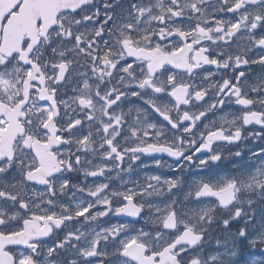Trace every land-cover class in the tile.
I'll return each mask as SVG.
<instances>
[{"label": "snow or ice", "instance_id": "1", "mask_svg": "<svg viewBox=\"0 0 264 264\" xmlns=\"http://www.w3.org/2000/svg\"><path fill=\"white\" fill-rule=\"evenodd\" d=\"M251 65L264 68V0H0V264H233L237 241L264 264ZM142 157L171 174L113 187Z\"/></svg>", "mask_w": 264, "mask_h": 264}, {"label": "flooded vegetation", "instance_id": "2", "mask_svg": "<svg viewBox=\"0 0 264 264\" xmlns=\"http://www.w3.org/2000/svg\"><path fill=\"white\" fill-rule=\"evenodd\" d=\"M127 2L128 0H123V3L124 5L126 6L127 5ZM145 2H147V0H145ZM103 4V0H100V5L102 6ZM102 19V17H101ZM206 69L208 70H213L215 71V68L214 66H205ZM249 69L250 71L248 72V76H249V80H252L255 76L261 74V73H264V68H262L261 66H258V65H251L249 66ZM231 71V70H229ZM217 79H219V76L217 77ZM71 91H69V95H71ZM133 102H135L136 104H141L142 102L136 100V98H132ZM127 107H128V104L125 103L124 105V109L127 110ZM239 106H236V105H230L228 106V108L225 109V111H228L229 109H236L238 108ZM224 112H220V113H216V114H209L208 116V119H213L215 118V116L217 115H223ZM231 118V116L229 115V119ZM249 130H252V126H249ZM256 130L257 131H260V127L259 126H256ZM222 146H224V150H225V154H227V152L229 151H236V147L235 146H232V145H224L223 142H220ZM253 143H258V142H255L252 140L251 137H249V139L245 142H243V144H241V142H237V144L241 147L244 146V144H248V145H251ZM245 151H247L245 149ZM199 155V154H198ZM243 155V153H242ZM155 158L157 159H161L162 162H171L173 163V159L168 157L166 154H159V155H154ZM150 161V159H145L144 157L141 158V161H137L134 163V166H133V171L128 173V172H124V173H121L120 174V177H115V172L111 173V175L114 177V180H113V183H112V186L113 187H118L120 185V182L121 180H132V181H136V180H141L140 177H139V173H140V168L138 167L139 164L141 163H148ZM94 162H98V158L96 160H94ZM238 161L237 160H233V159H227V160H222V161H218V162H215L214 164V167H215V170L218 171V172H230L232 171V165L234 163H237ZM124 167H126V165H123ZM199 170H196V169H191L189 174H193V173H196L198 174ZM75 176V181L74 182H80L82 179H83V174L82 173H79V174H74ZM99 180H102L103 178H98ZM93 180V178H89V183H91ZM128 186H131V185H128ZM42 190V188H41ZM115 220V221H123V220H119V218L117 217H112L111 220ZM108 220V219H107ZM106 218H100V221H107ZM94 222H88L87 224L84 225V228L87 229L91 226H93ZM58 235H62L61 234H58ZM45 242L46 243H52L53 241L49 238H45ZM42 259V257H41Z\"/></svg>", "mask_w": 264, "mask_h": 264}, {"label": "rangeland", "instance_id": "3", "mask_svg": "<svg viewBox=\"0 0 264 264\" xmlns=\"http://www.w3.org/2000/svg\"><path fill=\"white\" fill-rule=\"evenodd\" d=\"M147 164L149 165V167L140 168L139 177L141 179L140 180L141 182H144L146 174H171V173H168L170 170H168L167 168L158 169L157 167H153L154 164H152L150 161ZM194 175H197V174L196 173H193V174H189L188 173L189 177L194 176ZM186 190H187V188L185 187L184 191H186ZM175 195H178L180 198H182L183 193L182 192L181 193H176ZM155 199L158 200L160 198H155ZM154 202H155V200H154ZM117 222H121V221H115L114 219L113 220L108 219L107 221H99V223L101 225H103V226H108V224L117 223ZM242 224H243V220L241 218H237V223L233 225V230H235L238 225H242ZM142 225H143V221H140L136 226L140 227ZM209 232H210V235H211L212 239H210V240H208L206 242V246H205V249H204L206 254L208 252L214 251L216 249L215 238L217 236H221L222 235L221 232L219 231V229L216 228L215 225L209 230ZM237 247H238V253L240 251H244L246 258H248L249 261L251 260V258L253 256H259V255L262 254L260 252V250H258V249L249 248L247 246V242L246 241H237Z\"/></svg>", "mask_w": 264, "mask_h": 264}]
</instances>
